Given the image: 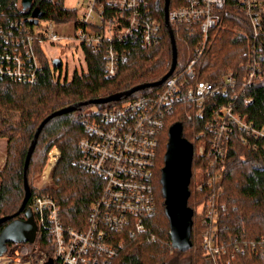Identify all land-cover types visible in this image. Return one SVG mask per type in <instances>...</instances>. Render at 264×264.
<instances>
[{
	"label": "built area",
	"instance_id": "built-area-1",
	"mask_svg": "<svg viewBox=\"0 0 264 264\" xmlns=\"http://www.w3.org/2000/svg\"><path fill=\"white\" fill-rule=\"evenodd\" d=\"M227 5L244 14L251 30L248 72L242 88L262 77L264 0H177L172 8L169 3L172 29L173 25L183 26L178 32L194 45V55L187 65L177 71L175 68L157 92L105 107L94 105L84 112L85 134L79 141L81 154L77 163L103 182L99 196L90 204L86 226L66 225L58 201L47 194H36L29 205L38 226L35 241L11 243V248L8 245L0 256V264H47L50 258L53 264H109L130 239L153 241L155 234L149 219L157 210L158 154L167 118L182 99L194 106L193 112L187 114L188 120L206 118L194 144L197 156L206 160V165L192 174L195 190L208 191L200 209L194 210L204 226V253L214 258H234L238 253L264 249V238L234 244L229 249L218 234L224 204L221 181L232 135L237 131L244 144L254 146L253 140L261 139L264 146V127H257L240 112L242 92L238 93L233 70L227 71L218 83L196 79V64L208 50L210 31L222 26V12ZM73 22L77 29L73 35L59 33L52 21L34 31L19 23L7 30L0 26V77L35 85L44 71L40 55L46 54L47 44L67 45L80 52L81 60L71 73L64 70L63 62L56 67L54 59H48L56 68V80L70 81L76 72H86L87 49L104 53L105 72L112 77L125 60L127 42L150 48L163 40L151 0H87L82 16ZM59 156L56 147L49 152L44 170L47 178ZM42 228L50 235L51 255L39 247Z\"/></svg>",
	"mask_w": 264,
	"mask_h": 264
},
{
	"label": "trees",
	"instance_id": "trees-1",
	"mask_svg": "<svg viewBox=\"0 0 264 264\" xmlns=\"http://www.w3.org/2000/svg\"><path fill=\"white\" fill-rule=\"evenodd\" d=\"M151 3L161 23L162 43L156 47L143 48L137 42H127L125 60L115 76L106 75L102 51L87 49V71L76 72L70 81L56 80V68L51 67L48 61L43 62L44 71L35 85L0 77V137L5 138L6 154L4 165L0 168V218L7 215L25 218L24 212L19 210L25 194L24 163L35 131L43 119L77 102L156 82L169 71L172 44L164 19L165 0H151ZM176 4L177 0H170L171 8ZM36 8L42 15L40 19L57 22L78 20V11L67 8L64 0H33L32 7L27 9L23 8L20 0H0V26L7 30L19 23L34 31L35 25L30 23V18ZM222 13V26L210 31L208 50L196 64V79L218 83L227 71L233 70L239 83L238 93L242 92L239 97L240 112L247 114L257 127H264V59L261 62L262 77L242 88L248 72L251 30L248 19L231 5H227ZM183 29L181 25H173L177 46L176 71L185 67L194 55L190 38L178 32ZM162 86L146 87L117 101L98 106L105 107L141 94L154 93ZM88 106L94 104L81 106L46 122L38 136L26 173L29 182L31 174L46 165L51 149H59L60 156L51 173L52 182L41 192L31 189L27 207L34 195H50L60 204L62 221L75 228L86 226L90 204L99 196L103 184L101 178L77 163L81 154L79 141L85 134L82 119ZM193 110V104L182 99L167 118L155 177L157 210L149 219L155 239H130L109 264H264L263 248L238 253L234 258L226 255L214 258L205 254L201 244L203 227L196 212L193 215L192 247L186 251L172 248L170 222L161 191V169L164 166L169 127L173 123L182 122L183 136L196 145V134L204 128L206 118L188 120L187 114ZM253 141L255 146L253 143L244 144L239 133L234 132L224 164L221 181V200L224 204L220 208L218 234L229 249L234 244L264 238V146L261 139ZM196 157L193 158V170L196 166L203 168L206 165V160ZM192 182L193 178L189 184L191 194L188 204L195 210L207 199L208 191H196ZM6 223L0 225V230ZM38 244L49 255L52 254L51 238L44 228L40 230Z\"/></svg>",
	"mask_w": 264,
	"mask_h": 264
},
{
	"label": "water",
	"instance_id": "water-1",
	"mask_svg": "<svg viewBox=\"0 0 264 264\" xmlns=\"http://www.w3.org/2000/svg\"><path fill=\"white\" fill-rule=\"evenodd\" d=\"M170 0H165L164 19L167 26L172 44V63L169 71L158 81L136 85L126 91L113 93L105 97H99L87 101H81L58 109L47 116L37 127L34 137L30 143L24 163V198L19 208L24 212L25 218L7 215L0 218V225L7 222L0 230V256L8 250V243L30 242L36 239L38 226L34 218L33 211L27 202L31 197V187L27 178V168L32 156V152L37 143L38 136L46 122L57 116L70 111L77 110L79 107L88 104H106L117 101L123 96L146 87L162 84L175 70L177 65V46L174 31L169 23L168 11ZM24 9L31 8L33 0H22ZM41 13L34 9L30 18V23L38 25ZM61 61L54 59V65L59 67ZM194 158V144L183 136L182 122H175L169 127L168 141L164 154V166L161 169L160 183L164 197L165 213L170 222V236L172 248L186 251L192 247V228L194 209L188 205L191 194L189 184L192 178V163ZM47 264H53V259H49Z\"/></svg>",
	"mask_w": 264,
	"mask_h": 264
},
{
	"label": "rangeland",
	"instance_id": "rangeland-1",
	"mask_svg": "<svg viewBox=\"0 0 264 264\" xmlns=\"http://www.w3.org/2000/svg\"><path fill=\"white\" fill-rule=\"evenodd\" d=\"M86 1L87 0H64V5L67 8L76 9L78 11V17H80V16H82V14L84 12V4ZM51 21L53 22V28L63 35H73L77 31V29L75 27V23L73 21L57 22L55 20H45V19H40L39 27H37V25H35V29L41 30L43 27L48 26ZM45 46H46L45 50H47V51H46V54L41 53V55H40L41 62L48 61V59L51 60V59L58 58L61 62H63L64 70L68 69V71L71 73L73 71V69L75 68L74 65L78 64L79 60H81V59H79L80 58V52L77 51L75 48H72L71 46H67V45H55L54 46V45H49V44H47ZM90 107H92V106H88L86 108V110L90 109ZM4 147H5V138L0 137V168L3 167L4 162H5V157H6ZM194 151H195V154H194V157H195V155H197L196 154L197 153V147H195ZM46 164H47V162H46ZM45 168H46V165L43 166L37 173L31 174L30 181H29L30 182L29 185H30L31 189H34L35 191H40V190H43L45 188V186H48L52 182V178H51L52 171L50 173V176L47 178L44 175ZM198 168H201V167L196 166V168L194 170L192 169L193 173H194V171L198 170ZM192 186L195 189L194 180L192 182ZM198 209H200V208H198ZM198 221H199L200 225L203 227V231H204V226L202 225L201 218H200V220L198 219ZM195 229L197 230L196 227H195ZM201 244H202V242H201ZM11 246H12V244L9 243V248H11Z\"/></svg>",
	"mask_w": 264,
	"mask_h": 264
},
{
	"label": "bare ground",
	"instance_id": "bare-ground-1",
	"mask_svg": "<svg viewBox=\"0 0 264 264\" xmlns=\"http://www.w3.org/2000/svg\"><path fill=\"white\" fill-rule=\"evenodd\" d=\"M197 135V134H196ZM47 179V178H46ZM69 226V225H68Z\"/></svg>",
	"mask_w": 264,
	"mask_h": 264
}]
</instances>
